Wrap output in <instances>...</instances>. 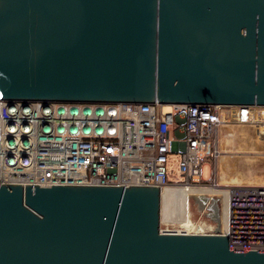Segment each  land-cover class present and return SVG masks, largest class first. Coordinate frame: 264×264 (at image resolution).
<instances>
[{
  "label": "water",
  "instance_id": "obj_1",
  "mask_svg": "<svg viewBox=\"0 0 264 264\" xmlns=\"http://www.w3.org/2000/svg\"><path fill=\"white\" fill-rule=\"evenodd\" d=\"M0 98L264 106V0H0ZM160 224L157 185L0 183V264H264Z\"/></svg>",
  "mask_w": 264,
  "mask_h": 264
},
{
  "label": "built area",
  "instance_id": "obj_2",
  "mask_svg": "<svg viewBox=\"0 0 264 264\" xmlns=\"http://www.w3.org/2000/svg\"><path fill=\"white\" fill-rule=\"evenodd\" d=\"M170 105L168 109L159 102L10 103L0 98V183L157 185L162 231L214 232L194 220L191 212L178 210L181 193L168 200L164 189L222 187L218 163L229 152L226 143L234 135L224 129L249 127L264 145V106ZM175 152L181 153L180 177L170 165ZM207 164L210 179L205 177ZM223 232L234 249L264 250V184L231 188L229 230Z\"/></svg>",
  "mask_w": 264,
  "mask_h": 264
},
{
  "label": "rangeland",
  "instance_id": "obj_3",
  "mask_svg": "<svg viewBox=\"0 0 264 264\" xmlns=\"http://www.w3.org/2000/svg\"><path fill=\"white\" fill-rule=\"evenodd\" d=\"M226 132H231L234 135L232 137V140L226 143L228 145L227 150L229 152L225 155V157L229 160L228 163L222 164V162L220 161L218 163L220 168V176L223 177H220V183H228V178L237 177L239 176L238 174H240V172H243L245 176L244 178L242 177L243 179L240 178L241 180H244V182L250 181L252 179L254 180L253 182L264 183V145L259 143L256 138L253 137L255 136V133H253V131L251 132L249 127H228L226 129ZM239 149H253L256 151H252V153H242V151ZM170 157V165L175 169V172L178 173V177H180L179 161L181 158V153L175 152ZM237 161L239 162V164ZM209 166L210 164L205 165L206 179H210ZM229 181L235 182L233 179ZM226 189L212 191L209 186H207L205 189L182 188L181 190H178L176 188H172L165 191L163 193V197L165 199L171 200L173 199V197L181 193L183 195V197H181L182 203L178 207V210H183V212H188L189 214L191 212L194 220L203 222L207 227L215 230L216 227H218L219 221H221V223L225 227L227 211V198L225 195ZM212 193L214 195H212ZM171 194H174V196H172ZM170 204L173 206V213L175 214V216H179V213H176L177 205L173 202H171Z\"/></svg>",
  "mask_w": 264,
  "mask_h": 264
},
{
  "label": "bare ground",
  "instance_id": "obj_4",
  "mask_svg": "<svg viewBox=\"0 0 264 264\" xmlns=\"http://www.w3.org/2000/svg\"><path fill=\"white\" fill-rule=\"evenodd\" d=\"M165 106H166V108H170V104H165ZM256 149V148H255ZM243 151H246V150H243ZM251 151H256V150H253V149H251ZM239 152V151H238ZM249 157V156H248ZM228 181V183H226V182H222V183H220V185L223 187H217V186H209V188L212 190V191H219V190H221V189H226V191H225V195H226V198H227V211H226V223H225V227L223 226V224H222V229H223V231H228L229 230V210H230V193H231V188L233 187V186H235V185H240V184H244V181L243 180H241L240 178L239 179H237L235 182H233V181H229V180H227ZM254 180H250V181H247L246 183L247 184H253V183H258V182H253ZM243 182V183H242ZM231 183H237V184H231ZM260 184H264V183H261V182H259ZM192 188H197V187H192ZM169 189H172V188H166V189H164V192L165 191H167V190H169Z\"/></svg>",
  "mask_w": 264,
  "mask_h": 264
},
{
  "label": "crops",
  "instance_id": "obj_5",
  "mask_svg": "<svg viewBox=\"0 0 264 264\" xmlns=\"http://www.w3.org/2000/svg\"><path fill=\"white\" fill-rule=\"evenodd\" d=\"M224 130H226V128L224 129ZM239 150H241L242 152H249V153H252V151L251 150H246V151H243V149H239ZM248 156H249V154H248ZM237 160H239V159H237ZM228 159L224 156V158L222 157V159L220 160V162H222V164H226V163H228ZM238 162V161H237ZM237 164V163H236ZM238 164H239V162H238ZM239 176H237V177H234V178H228V180H231V179H233L234 181H236V179L237 178H244L245 176H244V174H243V172H240V174H238ZM221 178H223V177H221ZM236 178V179H235ZM242 178V179H243ZM227 179V178H226ZM252 180V179H251ZM244 181V180H243ZM244 183H246V182H244ZM259 183V182H258Z\"/></svg>",
  "mask_w": 264,
  "mask_h": 264
}]
</instances>
